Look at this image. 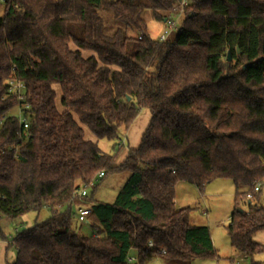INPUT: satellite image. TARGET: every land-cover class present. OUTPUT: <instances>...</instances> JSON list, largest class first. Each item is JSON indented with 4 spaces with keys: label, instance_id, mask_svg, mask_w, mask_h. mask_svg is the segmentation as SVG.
I'll return each mask as SVG.
<instances>
[{
    "label": "trees",
    "instance_id": "16d2710c",
    "mask_svg": "<svg viewBox=\"0 0 264 264\" xmlns=\"http://www.w3.org/2000/svg\"><path fill=\"white\" fill-rule=\"evenodd\" d=\"M2 2L0 239L4 216L45 206L52 213L16 234L10 264H150L157 257L189 264L216 257L208 227L192 225L189 208L175 202L177 183L202 190L216 178L235 185L226 226L231 245L245 256L264 251L253 239L264 231V207L253 202L264 181V0H189L165 41L150 35L144 13L164 23L177 15L179 0ZM103 12L111 14L112 32ZM86 49L96 55L83 56ZM10 80L23 83L29 104L21 140ZM141 108L151 112L150 122L117 163L122 133ZM83 126L96 141L85 138ZM101 139L113 141V152L100 148ZM108 176L125 181L113 201L91 205L92 213L109 214L91 221L96 231L87 236L74 226V195Z\"/></svg>",
    "mask_w": 264,
    "mask_h": 264
},
{
    "label": "rangeland",
    "instance_id": "374dc122",
    "mask_svg": "<svg viewBox=\"0 0 264 264\" xmlns=\"http://www.w3.org/2000/svg\"><path fill=\"white\" fill-rule=\"evenodd\" d=\"M3 2L0 0V16L3 15ZM104 26L107 32H112L114 28V22L112 21L111 14L108 12H103ZM148 25V32L154 38H159L160 33L164 27V23L156 21L153 19L151 12L146 11L144 13ZM71 48L76 49L77 46L71 42ZM82 54L85 57L96 55L91 50H82ZM57 91L56 104L59 109H62L61 105V89L59 85H55ZM15 114L18 111L13 110ZM151 119V112L147 108H141L139 114L132 125L122 133V139L126 140V143L122 149H120L117 163H121L126 157L130 148L137 147L140 143L141 136L148 126ZM85 129V138L96 141L97 138L92 133V131L83 126ZM128 138V142H127ZM100 148L106 152H113L114 143L113 141L107 139H101L98 141ZM119 179V180H118ZM121 179L116 176L106 177L100 184L99 189H103L104 193L110 199V195L120 184ZM178 187L181 192L180 198L185 201L186 206H190L189 214L191 219L197 225L209 224L213 228V235L216 242L215 251L217 252L216 257L210 256H199L193 259L189 264H252L254 262H259L264 264V251L253 256H245V253L234 248L229 241V237L226 232V226L229 223V216L234 209L233 195L235 193V186L231 179L229 178H216L205 185V187L200 190L205 196L206 202L209 203V211H203V203L200 198V192H193L190 190V184L183 182ZM208 193V194H207ZM208 195V198H207ZM253 202L264 207V181L261 184V191L257 193ZM241 208H245L242 204ZM76 209L74 208V211ZM109 214L108 210H102ZM51 210L48 207H43L40 212L30 211L16 218H11L4 216L2 218L1 224L3 231L6 235V239H0V264H10L13 263L17 258V251L14 244H11L16 234L24 229L32 226L36 220H44L51 216ZM74 226L80 228V231L87 236L93 235L95 233V228L91 223H81L76 219L74 221ZM253 239L256 242L264 244V231H258L253 235ZM151 264H165L159 258H156L151 262Z\"/></svg>",
    "mask_w": 264,
    "mask_h": 264
},
{
    "label": "built area",
    "instance_id": "2783aa9c",
    "mask_svg": "<svg viewBox=\"0 0 264 264\" xmlns=\"http://www.w3.org/2000/svg\"><path fill=\"white\" fill-rule=\"evenodd\" d=\"M189 4V0H179V10L176 16L171 17L169 19H167L164 22V27L162 29V32L159 35V40L160 41H165L167 40L179 27V20L181 18V16L184 14L186 7ZM10 91L12 93L16 92L17 93V98H18V107H17V111L18 113L16 114V116L19 118V125H23V132L19 133V138L20 140L23 139V137H25L27 135V129L29 127L28 124V117L25 115V109L29 108V104L24 102L25 99V93H24V85L23 83L19 82V81H15V80H10ZM120 143L122 145H125L126 140L125 139H121ZM11 149L15 150V157L18 156V144L17 143H13L10 145ZM104 176V172L101 171L98 174V179L102 178ZM93 183L91 182L88 186H84L81 187L80 189H78L74 195L72 204L78 200L81 202V204L79 205V207L76 209V217H77V221L81 222V223H90L89 217L92 213V209L90 207V204H88L86 202L87 198L89 197V190L92 188ZM255 191H258L260 189V184L257 183L255 185ZM248 198H251L252 195L251 193H248L247 195ZM149 245L152 246L153 242L150 240L149 241ZM161 253H165V250L162 249L160 251ZM159 258V257H157ZM136 256L134 254H128L127 255V261L128 262H133L135 261Z\"/></svg>",
    "mask_w": 264,
    "mask_h": 264
},
{
    "label": "crops",
    "instance_id": "0c3cea01",
    "mask_svg": "<svg viewBox=\"0 0 264 264\" xmlns=\"http://www.w3.org/2000/svg\"><path fill=\"white\" fill-rule=\"evenodd\" d=\"M126 132H127V130H126ZM127 142H128V138H127ZM120 181H121V182H120L119 186L117 187V189H116V190L113 189L111 195L109 196L110 199H106V197H108L107 194L104 193V190H103V189L100 190V189H99L100 185H98L95 189H90V190H89L90 195H89V197L87 198L86 202H87L88 204H90V207H91V205H94L95 203H97V202H99V201H102V202H105V201H106V202H111V201H113V199L115 198V196H116L118 190H119V189L121 188V186L123 185L125 179H121ZM181 183H183V182H179V183H177L176 188H175V202H176V205H177L178 207H190L189 205L186 206V205H185V201H182L181 198H180V194H181V192L178 190V187L181 186V185H180ZM186 183H187V182H186ZM188 184H190V186H191V187H189L190 190H192L193 192H197V191L200 192V191L198 190V188H197L195 185H193V184H191V183H188ZM234 186H235V185H234ZM207 194H208V193H207ZM199 195H200L201 201H202V203H203V205H202V207H203V211H204V212H208V211H209V203L206 202L208 199H207V200L204 199L206 195H204L203 192H200ZM207 198H208V195H207ZM233 201H234V195H233ZM80 204H81V202L78 201V200H76V201L73 203V205H72V206H73V210H74V208L77 209V208L79 207ZM64 208H65V207H64ZM102 210H104V209H100V210H98V212H96L95 214H94V213H91V215H90V217H89L90 223H91V221L98 220V218H100V217L107 216V212L102 211ZM75 212H76V210H75ZM231 213H232V212H231ZM230 216H231V214H230ZM230 216H229V219H230ZM189 222H190L192 225H197L196 222H194L193 218L191 219L190 214H189ZM197 226H207V227H208L209 234H210V237H211V240H212V244H213L214 248H216V247H215V246H216V242H215L214 235H213V228L211 227L210 223L207 224V225L202 224V225H197ZM226 232H227V230H226ZM227 235H228V234H227ZM229 241H230V240H229ZM230 244H231V243H230ZM159 259L163 261L162 258L159 257ZM163 262H164V261H163ZM164 263H165V262H164ZM150 264H151V263H150Z\"/></svg>",
    "mask_w": 264,
    "mask_h": 264
},
{
    "label": "water",
    "instance_id": "95a60500",
    "mask_svg": "<svg viewBox=\"0 0 264 264\" xmlns=\"http://www.w3.org/2000/svg\"><path fill=\"white\" fill-rule=\"evenodd\" d=\"M231 59V57H230V54L228 55V60H230ZM240 211L242 212L243 211V209L242 208H240Z\"/></svg>",
    "mask_w": 264,
    "mask_h": 264
}]
</instances>
